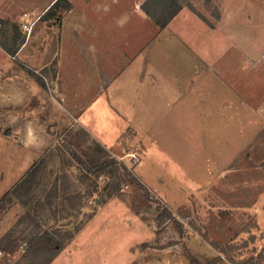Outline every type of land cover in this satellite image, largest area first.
Wrapping results in <instances>:
<instances>
[{
  "label": "rangeland",
  "instance_id": "374dc122",
  "mask_svg": "<svg viewBox=\"0 0 264 264\" xmlns=\"http://www.w3.org/2000/svg\"><path fill=\"white\" fill-rule=\"evenodd\" d=\"M54 1L0 0V43L21 50L11 61L0 49L8 69L0 77V196L20 177L0 197V264H264V3L176 0L177 13L227 38L226 51L167 60L168 67L194 64L195 74L164 75L148 58L142 83L168 78L195 91L163 110L168 92L147 88L144 106H157L144 114L113 107L124 125L107 145L86 112L105 129L117 131L120 122L81 104L112 70L78 51L74 37L61 40L65 1L40 20ZM142 3L161 21L170 10L166 0ZM143 12L149 43L177 15L160 27ZM185 27L203 35L193 19ZM137 38L132 46L143 41ZM144 120L152 122L147 134ZM157 208L167 212L159 221ZM46 232L64 244L57 254Z\"/></svg>",
  "mask_w": 264,
  "mask_h": 264
},
{
  "label": "crops",
  "instance_id": "0c3cea01",
  "mask_svg": "<svg viewBox=\"0 0 264 264\" xmlns=\"http://www.w3.org/2000/svg\"><path fill=\"white\" fill-rule=\"evenodd\" d=\"M121 1L122 0H80L77 4L74 0H68L70 9L66 12L62 20V25L66 31L63 32L61 36L62 41H69V37H74L78 51L82 53L85 51L88 53L92 52L91 55L96 57V59L102 58L105 65L109 66L112 70V72H109L110 76L107 80L101 81L96 88L97 90H95V92L97 93H93L87 100L85 99L86 103L83 102L81 105L95 108V114L97 116H99V113H107L112 115L116 120L118 119L113 112V107L138 106L139 108L141 107L140 113L144 114L150 111L153 106H157L154 105L155 103L144 106V98L148 96L146 92L147 88L153 91V93H155V89L168 92L169 99L162 102L163 110L166 106L171 104L172 101L179 102L185 99L187 96L185 95V91L188 93L195 91L194 86L190 87L186 83H178L176 81L172 84L169 82L168 78H162V81L155 85H150V87L147 86V83H142L145 74L148 73L146 69L148 68L147 65L145 66V70L143 68V64L148 58L152 59L151 62L153 64L155 62L162 64L163 67L157 66L156 68L158 70L160 69L159 71L164 75L169 72L179 73L178 69L180 68V72L183 74L184 72L195 74L196 66L194 64L190 66L187 65L188 67H179L178 65L168 67L167 60L175 59L177 63H183L184 61L181 60V58L188 57L192 59V57L196 55L201 58H217L226 51L223 45H226L225 42L227 41V38L222 36L221 33L219 35L214 32V30H209L208 27L193 14L180 11L159 31L157 37L149 43L147 39L148 19L147 15L141 9V5L143 4L142 0H123L127 6H123L125 5L124 3L120 4ZM252 1L255 3H259L260 1L264 3V0ZM191 19L203 30V35L201 37L193 33L192 28L185 27L186 20L191 23ZM68 30H70V33H68ZM139 36L143 38V41L141 39L138 45L132 46L133 39H138L137 37ZM0 49H2L1 46ZM2 51L4 50L2 49ZM20 51L16 52L15 55H9L7 52H4L11 61H15L21 54ZM116 58L122 59L124 62H122V64H116ZM3 66L4 65L0 64L1 78H3V75L8 71V69ZM119 68L121 71L117 78L116 70ZM123 75H126L127 78L121 80ZM99 90H101V93H98ZM151 96L155 97L153 94ZM193 97L195 99V95H193ZM100 108H103L105 111H100ZM143 109H145V111ZM88 117L91 119L90 128L96 133L95 135H99L103 138L107 145H111L112 139L120 132V129H123V120H118L121 125H119L117 131H113L110 127L106 129L103 128L101 125L102 120L98 119L94 114L90 115L89 111L86 112L85 119ZM144 121L145 126L142 131L146 132L148 123L152 122ZM19 178L20 177H18L1 196L11 189L12 186L19 181ZM105 203L104 206H99L95 215L109 202ZM95 215H92L87 223L73 233L71 238L68 239L65 247H68L71 242H73ZM53 260L51 262H53Z\"/></svg>",
  "mask_w": 264,
  "mask_h": 264
},
{
  "label": "trees",
  "instance_id": "16d2710c",
  "mask_svg": "<svg viewBox=\"0 0 264 264\" xmlns=\"http://www.w3.org/2000/svg\"><path fill=\"white\" fill-rule=\"evenodd\" d=\"M61 1H65L67 3V8L70 7V3L68 2V0H55L54 3L41 15L40 20H50L53 17H55L57 11L59 10L60 6H61ZM141 7L143 8V10H145V12L152 17V19L156 22V24H158L160 27H164L167 22L178 12V10L180 9V5L177 3L176 0H166V7L170 8V10L167 12L166 18L164 21H161L160 19L156 18L154 15H152L145 7L144 4L141 5ZM17 41V37H12L11 39V43L15 44ZM0 46L2 47V49L7 52L9 55H15V53L17 52V47H12L9 46L8 44L5 43H0ZM29 75L31 77H33L39 84L44 86V82L42 80V78L40 76H38L37 74H35L33 71H29L28 72ZM12 193H18V190L14 187L12 190ZM8 195V192H6L1 198L6 197ZM158 210V214L156 216V220L159 221L160 219H162L163 217L166 216L167 212L166 210H160L159 208H157ZM43 235H47L50 239V244L52 246V248L55 250V254H57L63 247L64 244H60L58 243L56 240L53 239V235L49 232L44 233ZM5 237V235L3 236V238ZM3 238H1L0 240V250H6V248L3 246L2 240Z\"/></svg>",
  "mask_w": 264,
  "mask_h": 264
},
{
  "label": "built area",
  "instance_id": "2783aa9c",
  "mask_svg": "<svg viewBox=\"0 0 264 264\" xmlns=\"http://www.w3.org/2000/svg\"><path fill=\"white\" fill-rule=\"evenodd\" d=\"M25 16H26V14H25ZM33 23H34V21H32L30 23H23L22 24V29H24V31L30 32L31 29H32ZM1 256H2V251L0 250V257Z\"/></svg>",
  "mask_w": 264,
  "mask_h": 264
},
{
  "label": "bare ground",
  "instance_id": "6f19581e",
  "mask_svg": "<svg viewBox=\"0 0 264 264\" xmlns=\"http://www.w3.org/2000/svg\"><path fill=\"white\" fill-rule=\"evenodd\" d=\"M33 25H34V23H33ZM33 27V26H32Z\"/></svg>",
  "mask_w": 264,
  "mask_h": 264
}]
</instances>
